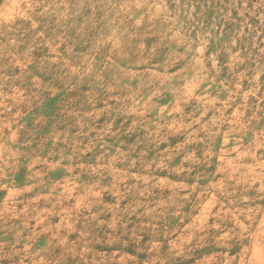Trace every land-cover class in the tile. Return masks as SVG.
<instances>
[{
    "label": "rangeland",
    "instance_id": "374dc122",
    "mask_svg": "<svg viewBox=\"0 0 264 264\" xmlns=\"http://www.w3.org/2000/svg\"><path fill=\"white\" fill-rule=\"evenodd\" d=\"M0 264H264V0H0Z\"/></svg>",
    "mask_w": 264,
    "mask_h": 264
}]
</instances>
